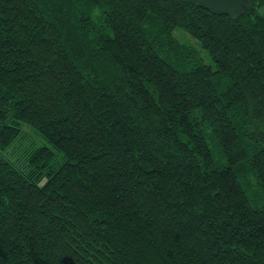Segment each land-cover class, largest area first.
<instances>
[{
    "label": "trees",
    "instance_id": "trees-1",
    "mask_svg": "<svg viewBox=\"0 0 264 264\" xmlns=\"http://www.w3.org/2000/svg\"><path fill=\"white\" fill-rule=\"evenodd\" d=\"M249 1L0 0V264H264Z\"/></svg>",
    "mask_w": 264,
    "mask_h": 264
},
{
    "label": "water",
    "instance_id": "water-1",
    "mask_svg": "<svg viewBox=\"0 0 264 264\" xmlns=\"http://www.w3.org/2000/svg\"><path fill=\"white\" fill-rule=\"evenodd\" d=\"M193 2L209 11L226 13L231 17L243 13L244 8L250 5L249 0H193Z\"/></svg>",
    "mask_w": 264,
    "mask_h": 264
},
{
    "label": "rangeland",
    "instance_id": "rangeland-1",
    "mask_svg": "<svg viewBox=\"0 0 264 264\" xmlns=\"http://www.w3.org/2000/svg\"><path fill=\"white\" fill-rule=\"evenodd\" d=\"M261 10L264 11V6L261 7ZM174 32L181 39H184V40L188 41L189 43L191 42L192 44L198 46L199 49H200V52L205 57V60L206 61H210V57L206 54L205 49H203L202 47H200V45L198 44V41L196 40V38L192 34H189V33L183 31L180 28L176 29ZM24 129L26 130L25 132H26L27 135L29 133H32L33 134V132L28 127H24Z\"/></svg>",
    "mask_w": 264,
    "mask_h": 264
}]
</instances>
